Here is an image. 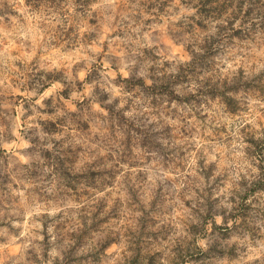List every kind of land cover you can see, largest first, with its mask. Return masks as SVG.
Listing matches in <instances>:
<instances>
[{
  "label": "clouds",
  "instance_id": "clouds-1",
  "mask_svg": "<svg viewBox=\"0 0 264 264\" xmlns=\"http://www.w3.org/2000/svg\"><path fill=\"white\" fill-rule=\"evenodd\" d=\"M0 264H264V0H0Z\"/></svg>",
  "mask_w": 264,
  "mask_h": 264
}]
</instances>
